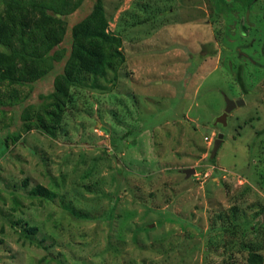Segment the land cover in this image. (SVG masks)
Here are the masks:
<instances>
[{"label": "rangeland", "instance_id": "rangeland-1", "mask_svg": "<svg viewBox=\"0 0 264 264\" xmlns=\"http://www.w3.org/2000/svg\"><path fill=\"white\" fill-rule=\"evenodd\" d=\"M102 2L126 61L104 90L73 92L57 138L22 120L50 102L55 74L17 87V101L1 89L0 264H248L249 247L264 257V0ZM226 96L245 105L223 126Z\"/></svg>", "mask_w": 264, "mask_h": 264}, {"label": "trees", "instance_id": "trees-1", "mask_svg": "<svg viewBox=\"0 0 264 264\" xmlns=\"http://www.w3.org/2000/svg\"><path fill=\"white\" fill-rule=\"evenodd\" d=\"M85 1L0 0V104L2 88L7 89L4 93L7 97L17 101V87L55 74L52 91L43 96L50 102L43 103L35 112H31V106L22 114L27 133L37 130L57 138L73 102V92L104 90L99 80L106 79L110 71L116 73L126 61L121 38L108 31L109 20L102 0H97L89 15L69 26L66 18L78 12ZM67 38L69 50L61 48ZM242 69L236 79L242 90L247 91ZM32 194L47 197L49 190L37 186ZM21 223L27 226L26 222ZM36 230L28 229L30 233ZM248 252V264H264V257L257 250L249 247Z\"/></svg>", "mask_w": 264, "mask_h": 264}, {"label": "water", "instance_id": "water-1", "mask_svg": "<svg viewBox=\"0 0 264 264\" xmlns=\"http://www.w3.org/2000/svg\"><path fill=\"white\" fill-rule=\"evenodd\" d=\"M225 100H226V110L223 113V115L221 117H219L218 119H216V121H215L216 124H222L223 126L227 125L228 115L233 110H235L238 107H241V106L245 105V101L243 99H240L238 101H234V100H231L230 98H228L226 96ZM222 143H223L222 139H218V140L215 141V145H214V148H213L212 154H211V158L212 159H214L215 156L217 155V152L219 151L220 146L222 145ZM185 173H186L187 177H189L191 174L194 173V170H186Z\"/></svg>", "mask_w": 264, "mask_h": 264}, {"label": "flooded vegetation", "instance_id": "flooded-vegetation-1", "mask_svg": "<svg viewBox=\"0 0 264 264\" xmlns=\"http://www.w3.org/2000/svg\"><path fill=\"white\" fill-rule=\"evenodd\" d=\"M231 100H233V99H231ZM234 101H238V100H234Z\"/></svg>", "mask_w": 264, "mask_h": 264}]
</instances>
